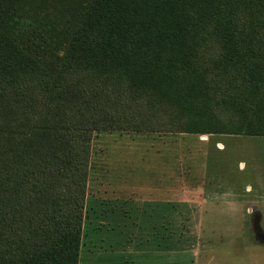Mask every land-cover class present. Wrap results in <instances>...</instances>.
<instances>
[{"label": "trees", "instance_id": "1", "mask_svg": "<svg viewBox=\"0 0 264 264\" xmlns=\"http://www.w3.org/2000/svg\"><path fill=\"white\" fill-rule=\"evenodd\" d=\"M86 71L173 103L182 132L264 136V0H0V264L80 263L94 128L69 158L50 128L97 112Z\"/></svg>", "mask_w": 264, "mask_h": 264}, {"label": "rangeland", "instance_id": "2", "mask_svg": "<svg viewBox=\"0 0 264 264\" xmlns=\"http://www.w3.org/2000/svg\"><path fill=\"white\" fill-rule=\"evenodd\" d=\"M79 79L75 99L94 102L97 112L83 121L81 112L75 117L69 111L61 128L50 129L64 134L63 156L69 158L85 149L78 139L82 129L94 128L83 173L82 264L90 251L131 245L151 248L149 264L157 261L158 247L164 248L162 264H264L256 234V227L264 232V201L254 199L264 198V136H209L222 139L221 155L206 148L205 136L182 132L186 115L151 91L87 71ZM212 178L240 195L205 201L190 193L198 184L211 188L206 183ZM147 179L164 182L160 202Z\"/></svg>", "mask_w": 264, "mask_h": 264}, {"label": "crops", "instance_id": "3", "mask_svg": "<svg viewBox=\"0 0 264 264\" xmlns=\"http://www.w3.org/2000/svg\"><path fill=\"white\" fill-rule=\"evenodd\" d=\"M212 135H214V134H202V136H205V137H202V138H204V139H202L204 142L203 144H205L207 149L213 148L212 149L213 151H218V153H220L221 155L224 154V151L226 150V148H225L224 143L222 142V139L217 138V139H213V141L212 140L209 141V136H212ZM253 137H263V136H253ZM238 145H241V144H238ZM205 153H206V155H208L209 152L206 150ZM216 164H218V162ZM241 165H244V163L241 162ZM204 168L206 169L207 166L206 167L204 166ZM258 168H260V167H258ZM256 169H257V167H256ZM229 177L230 176L228 175V178ZM147 180H148L147 184H151L149 179H147ZM226 180H225V182L230 181V180H228V181H226ZM121 182H123L125 184L124 181H121ZM221 182L222 181L214 180L212 178L209 182L206 183L207 184L206 186H211V188L204 189V188H201L203 184H198L194 188V191H191V190H189V191L194 196H195V194H196V196L199 195L205 201H208V200L218 201V200H220V197L223 198V200L227 201L228 197H232L234 195H240L239 190L236 191V189L234 187L230 186L231 185L230 182H228L230 185H223ZM113 184L116 185L115 183H113ZM117 185H119V184H117ZM151 185L150 186L152 187L151 188L152 197L157 196L158 201L160 202V200L162 199V194H163V196L165 195V189L160 188V186H164V182L158 180L157 182H154ZM155 186H156V188H155ZM247 187H249L250 189L252 188L251 185H249V186L247 185ZM253 191H254V189H253ZM257 193H259V192H257ZM242 194H244V193H242ZM258 196H261V195L260 194L254 195V199L257 202L258 201H264V198H261V200H260V198H258ZM228 201H229V199H228ZM112 216L123 217L121 215V213H118V214L114 213ZM159 216L160 215H158V217ZM164 216H165V214H163V217ZM100 217H105V215H100ZM94 236H95V238H99V236L97 234H94ZM100 236H102V235H100ZM100 239H101V237H100ZM144 248L145 247H139V245H137V246L131 245L129 249H124V250H122L121 248H116V249L111 248L110 250H104V249L102 250L101 248H99L98 250H94L92 252L90 251L88 253V258H87L88 260L86 262H84V261L83 262L85 264H113L114 260L116 259L115 260L116 263H114V264H149L150 263L149 257H150V249L151 248H148V247H146L145 249ZM152 251L154 254L153 255L154 258L156 259V257H155L156 250L153 249ZM160 252H161V255L163 257L165 256L164 248H163V250H160V248L158 247L157 248V261L155 262V260H154V262H153L154 264H162L164 262V259L162 261H160ZM140 255H141V259L139 260L136 256H140ZM82 256H83V251H82V246H81L80 263L79 264H82ZM143 257L147 258L146 260H143L144 262L142 261Z\"/></svg>", "mask_w": 264, "mask_h": 264}, {"label": "water", "instance_id": "4", "mask_svg": "<svg viewBox=\"0 0 264 264\" xmlns=\"http://www.w3.org/2000/svg\"><path fill=\"white\" fill-rule=\"evenodd\" d=\"M256 234L258 239L264 243V232L261 230V228L256 227Z\"/></svg>", "mask_w": 264, "mask_h": 264}]
</instances>
